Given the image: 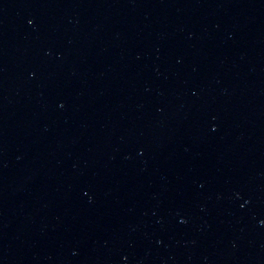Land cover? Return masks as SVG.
I'll return each instance as SVG.
<instances>
[{
    "label": "water",
    "instance_id": "95a60500",
    "mask_svg": "<svg viewBox=\"0 0 264 264\" xmlns=\"http://www.w3.org/2000/svg\"><path fill=\"white\" fill-rule=\"evenodd\" d=\"M0 264H264V0H0Z\"/></svg>",
    "mask_w": 264,
    "mask_h": 264
}]
</instances>
